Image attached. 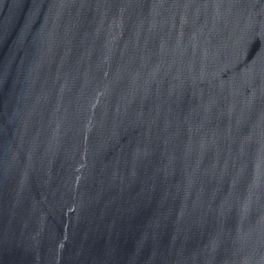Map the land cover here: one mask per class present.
<instances>
[{
  "label": "water",
  "instance_id": "water-1",
  "mask_svg": "<svg viewBox=\"0 0 264 264\" xmlns=\"http://www.w3.org/2000/svg\"><path fill=\"white\" fill-rule=\"evenodd\" d=\"M0 116L47 264H264V0H0Z\"/></svg>",
  "mask_w": 264,
  "mask_h": 264
}]
</instances>
